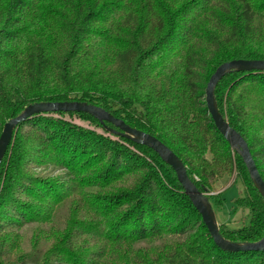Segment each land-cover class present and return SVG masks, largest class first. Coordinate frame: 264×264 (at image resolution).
<instances>
[{"label": "trees", "instance_id": "obj_1", "mask_svg": "<svg viewBox=\"0 0 264 264\" xmlns=\"http://www.w3.org/2000/svg\"><path fill=\"white\" fill-rule=\"evenodd\" d=\"M234 59H264V0H0V134L34 102L98 105L165 143L213 209L229 186L209 191L236 172L240 225L218 226L228 240L258 241L264 198L205 100L211 75ZM215 97L264 179V71L225 75ZM108 128L118 130L62 111L18 125L0 167V264H264V250L217 246L173 168ZM68 205L59 244L22 248L16 231L52 224Z\"/></svg>", "mask_w": 264, "mask_h": 264}, {"label": "water", "instance_id": "obj_2", "mask_svg": "<svg viewBox=\"0 0 264 264\" xmlns=\"http://www.w3.org/2000/svg\"><path fill=\"white\" fill-rule=\"evenodd\" d=\"M264 71V59H234L219 65L207 82L205 100L208 111L222 136L230 144L232 150L242 158L248 170L250 179L264 198V179L261 176L255 159L243 136L224 118L218 108L215 97V88L218 82L232 72H255ZM84 112L88 113L102 123L113 124L116 129L108 128L111 132L127 137L138 144L153 149L161 159L170 165L176 173L177 179L185 193L189 196L193 205L202 216V220L217 246L229 252L238 251H262L264 250V236L254 242H235L222 236L215 211L206 193L201 192L193 180L189 177L183 161L157 137L137 128L131 127L121 118L113 116L106 109L85 101H41L27 105L17 116L10 118L0 134V167L5 154L11 144L15 129L19 124L32 118L34 115L45 112Z\"/></svg>", "mask_w": 264, "mask_h": 264}, {"label": "rangeland", "instance_id": "obj_3", "mask_svg": "<svg viewBox=\"0 0 264 264\" xmlns=\"http://www.w3.org/2000/svg\"><path fill=\"white\" fill-rule=\"evenodd\" d=\"M35 27L33 29H26L24 32V38H36L35 37ZM22 30V29H21ZM32 30V31H31ZM45 38H48L46 35ZM110 61V58H109ZM111 83L116 85L117 87L123 86L126 87L128 86V83L125 79L114 75L112 77V80L110 78ZM66 118L74 123L80 124L85 127L89 128H94V126L91 125L89 121H86L78 116H66ZM101 131V130H99ZM36 170H42L41 167H38ZM58 174V172H54L53 175ZM236 172L233 173L231 177L226 179L225 181H218L214 183V188L209 191V194H217L223 190H225L228 186V188L222 193V198H223V204L221 205L220 208L215 207L214 211L216 214V217L220 221H225L229 222L232 226H239L240 223L239 220L241 219L242 216V211L237 212V214L233 210V204L234 200L239 197L241 194L242 190L244 189V183L241 180H237V182L233 183L230 185L234 179L236 178ZM80 207H83L81 204L79 205ZM69 205L60 208L59 215L61 216L60 218H56L52 224H26L24 225L21 229L16 231V234H19L20 237H18L19 242H23L22 248L24 250H31L36 243V247L39 248L40 250L44 251L47 253L49 250L52 249V247H55L57 244H59L60 241V230H64L62 228L64 225L63 224V218L66 216V213L68 212ZM247 211H244L246 213ZM38 229L41 231V234L36 237L34 236L32 238L33 234H36ZM49 229L50 232L49 233ZM49 235H46L48 234ZM7 242L11 243L13 236H6ZM54 264H58V262H55Z\"/></svg>", "mask_w": 264, "mask_h": 264}]
</instances>
